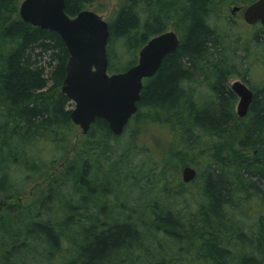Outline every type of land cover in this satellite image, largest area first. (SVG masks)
Wrapping results in <instances>:
<instances>
[{
    "label": "trees",
    "instance_id": "trees-1",
    "mask_svg": "<svg viewBox=\"0 0 264 264\" xmlns=\"http://www.w3.org/2000/svg\"><path fill=\"white\" fill-rule=\"evenodd\" d=\"M65 1L66 13L76 17L99 0ZM255 1L122 0L108 21L111 73L137 64L148 41L170 20L178 23L180 44L144 80L137 114L153 112L189 154L207 147L211 164L197 209L181 191L159 190L151 175L158 161L149 153L132 157L134 141L114 143L118 137L98 119L71 164L23 208L16 220L26 224L6 230L0 264H57L58 255L61 264H264V95L255 96L244 128L228 85L243 66V44L248 53L264 51L262 34L249 39L218 12ZM21 2L0 0V189L12 192L19 158L36 154L22 166L24 180L42 175L48 168L42 148L64 149L78 130L74 105L62 92L66 45L22 20ZM128 130L130 136L137 127Z\"/></svg>",
    "mask_w": 264,
    "mask_h": 264
},
{
    "label": "water",
    "instance_id": "water-1",
    "mask_svg": "<svg viewBox=\"0 0 264 264\" xmlns=\"http://www.w3.org/2000/svg\"><path fill=\"white\" fill-rule=\"evenodd\" d=\"M20 16L33 26L58 34L64 41L69 60L62 92L74 104L71 119L84 135L98 119L107 121L115 136L122 135L138 112L144 80L155 76L165 57L180 44L176 32L166 31L151 38L140 50L137 64L125 71L110 73L109 23L96 12L85 10L70 17L65 0H24ZM245 20L250 25L261 22L264 26V0H257L246 9ZM246 88L240 82L232 86L239 97V117L247 114L252 99V93ZM196 177L195 168L183 169L185 184Z\"/></svg>",
    "mask_w": 264,
    "mask_h": 264
},
{
    "label": "rangeland",
    "instance_id": "rangeland-1",
    "mask_svg": "<svg viewBox=\"0 0 264 264\" xmlns=\"http://www.w3.org/2000/svg\"><path fill=\"white\" fill-rule=\"evenodd\" d=\"M21 1L23 2L24 0ZM121 2L122 0H99L97 3L90 6L88 10L96 12L106 21H111L118 11ZM247 4H249V2H247ZM232 6L236 5H231L226 8L221 7L220 9H218V12L221 14L220 17L225 18L227 21H229L228 17L232 16ZM243 16L244 10L239 15V17H237L240 22L234 21L232 19V23L229 21L230 25L234 29H236V32L242 33V31H247L244 28V25L241 23V21H244ZM167 25L168 27L166 31H174L177 33L179 32L178 23L176 21L170 20ZM260 34L261 33L257 34V36ZM246 36L248 38H252L251 33H246ZM261 43L264 46L263 32ZM238 48L239 47L237 46V49ZM241 54H243L242 51ZM251 56H253V58L251 59L252 62L264 64V53L261 56ZM255 74L260 79H264V72L262 70H258ZM236 80L239 79L233 78L231 80V84H233ZM237 106L238 101H236L235 103L236 112ZM145 112L146 110L144 109L143 113L139 112V114L133 117L123 134L121 136H116L118 138L114 140V143L118 142L119 140H124L125 138H127V140H133L134 142L132 144L130 152L132 157L136 155H140V157H142L143 153H149L150 160L158 161V163H153V166L156 167L157 170L152 172L151 175L157 177L156 184L159 190L164 188V190H167L170 193H172L174 190L181 191L187 197V200L185 196L183 197L187 204L190 202V200L195 203V205H193V210H196L198 202L200 201L201 187L204 179L203 176L208 171V168L211 164V162H206V158L204 157L205 155H207V147L205 145H201V147L195 149L197 153L189 154L185 152L187 151L186 145H183V143H179L178 138L180 136L178 135L177 131H175L173 128H169L168 125H165L162 119L156 118L153 115V112ZM77 127L78 130L76 131L74 137L66 143V147L64 149L52 150L53 146L42 148L40 153L41 155L44 154L46 156L44 159L47 160L46 164L48 165V168L43 171L44 173L42 175H39L38 171L36 172L37 175L29 180H24L21 175V173L23 172L22 166H27L30 161L34 160L32 157L36 155L35 153H32V155L29 153L24 154L21 158L18 159L19 166H17L14 179L12 180V184H15L17 191L12 192V190L15 189H11L10 191H8L7 187L0 189V247L7 243L5 242L7 240L6 230H11L12 227H15L19 224H26L17 222L16 220L22 214L21 212L23 211V208L26 205L33 203L35 200H38L41 194L46 191L50 181H52L63 171V169H66L71 164L77 150L81 147V145L87 138V135L83 134V130L81 129V127ZM131 127H137V131L133 132V134L129 136L128 129ZM176 139H178L179 145L174 151H172V142ZM225 139V144H231L232 140L230 136H227ZM5 153H8V150H5ZM182 158L188 159V161L183 160L186 162V164L182 163ZM162 166L169 174L168 176H165V178H162L165 175V173H163L161 170ZM186 167L196 168L197 172L199 173L198 178H196L189 184H185L182 178L183 169ZM12 169L13 165L10 164L8 170L12 171ZM2 175L3 172L0 171V177ZM170 195L171 194H168L166 196L169 197ZM134 196L137 197L138 194L135 192ZM127 197L128 194L126 198ZM169 199H172V197H169ZM120 200H122V198H120L117 202H119ZM127 203H132V200H128ZM62 206L63 203L61 204V207ZM60 258L61 257L58 255V259L56 260L57 264H61ZM66 258L70 259L68 256H66ZM40 264L44 263L41 262Z\"/></svg>",
    "mask_w": 264,
    "mask_h": 264
},
{
    "label": "flooded vegetation",
    "instance_id": "flooded-vegetation-1",
    "mask_svg": "<svg viewBox=\"0 0 264 264\" xmlns=\"http://www.w3.org/2000/svg\"><path fill=\"white\" fill-rule=\"evenodd\" d=\"M232 8H233L232 16H229L228 20L231 23H232L231 19L234 21L240 22L237 19V17H239V15L243 12V10L245 12L246 7L244 5H236V6H232ZM235 8H237V9H235ZM243 17L245 18V16H243ZM241 23L244 25V28L247 30V31H244L245 34L251 33L253 39L255 38L254 35H257L259 33L262 34V32L264 33V27L260 22H257L253 25H250V24L246 23L245 19H244V21H241ZM247 43L248 42H246V44ZM241 51L243 52V54H242L243 55V59H242L243 60V66L239 69V75L235 76L234 78L239 79V80H236L235 82H240L245 87H247L246 89H248L252 93V99H251V102L249 105L250 107L248 108V111H247L248 114H246L245 116H242V117L238 116L240 118L242 126L244 128H246V126L249 124V122L253 118L252 105H253V101L255 99V96L264 95V79H260L255 74L258 70H262L264 72V64L251 61V59L253 58V56H251V55L261 56L263 54V52L255 53L254 49H252V51H249V53H248L246 45H244V44L241 46ZM232 79L233 78L229 79L228 85L231 88V90L233 91L232 86L235 82L233 84H231ZM235 95L237 96L236 93H235ZM237 98H238L237 101L239 103V97L237 96ZM263 100H264V98H263ZM237 115H238V113H237Z\"/></svg>",
    "mask_w": 264,
    "mask_h": 264
},
{
    "label": "bare ground",
    "instance_id": "bare-ground-1",
    "mask_svg": "<svg viewBox=\"0 0 264 264\" xmlns=\"http://www.w3.org/2000/svg\"><path fill=\"white\" fill-rule=\"evenodd\" d=\"M71 17V16H70ZM109 60V59H108ZM141 101V100H140ZM253 101V100H252ZM74 105V104H73ZM250 107V106H249ZM248 114V113H247ZM246 125V124H245ZM198 213V212H197Z\"/></svg>",
    "mask_w": 264,
    "mask_h": 264
}]
</instances>
